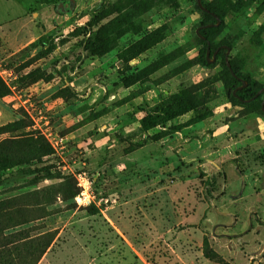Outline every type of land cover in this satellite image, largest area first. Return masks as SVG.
<instances>
[{
  "label": "rangeland",
  "instance_id": "374dc122",
  "mask_svg": "<svg viewBox=\"0 0 264 264\" xmlns=\"http://www.w3.org/2000/svg\"><path fill=\"white\" fill-rule=\"evenodd\" d=\"M110 1L0 0V79L9 90L0 127L21 115L26 124L0 135V249L45 238L37 264H264V114L229 98L220 60L200 64L197 0L154 7L117 49L88 56L84 36L68 34ZM261 2L229 11L214 44L231 47L239 72L264 85ZM162 26L163 41L126 75L162 57L171 63L123 87L117 52ZM49 44L55 50L41 56ZM182 89L212 117L164 134L191 111L143 131L141 118ZM235 166L245 175L237 201L229 198L241 186Z\"/></svg>",
  "mask_w": 264,
  "mask_h": 264
},
{
  "label": "trees",
  "instance_id": "16d2710c",
  "mask_svg": "<svg viewBox=\"0 0 264 264\" xmlns=\"http://www.w3.org/2000/svg\"><path fill=\"white\" fill-rule=\"evenodd\" d=\"M63 1V0H58ZM257 0H211L203 1L202 6L206 11L199 8L203 20L200 22L197 28H200L199 35L196 34L198 40L199 49V60L200 64L204 66H210L207 63L206 51L210 48V56L217 50L219 46H215L214 40L218 37L222 30L224 19L229 11L239 12L248 5L255 3ZM178 0H114L100 4L96 9L95 13L84 26L76 27L72 32L68 34L69 37H80L84 36L82 43L83 50L88 56L102 57L113 50L118 48V41L128 32H136L137 26L134 21L141 17L143 14L153 9L156 6L167 4L177 5ZM259 13L264 11V0L260 3L257 8ZM217 16L221 23L218 27H205L208 25L216 24ZM164 26L159 27L152 32L145 34L137 41L131 43L125 48L119 50L116 54L118 62L122 64L124 71L122 75V86L130 88L131 86L141 83L144 84L143 78L151 76L157 72L160 68L171 63L172 59L169 57H162L155 61L153 64L145 67L143 70L126 75L130 70V62L136 59L140 54L152 49L154 46L159 44L164 39ZM199 36L203 37L201 39ZM42 45L45 46L44 37L41 39ZM227 46V45H225ZM229 47V46H228ZM54 44H49L48 47L42 49L40 52L41 56H47L55 50ZM231 48V47H230ZM225 49H220L216 54V60H220L223 66L225 84L229 98L234 102H243L245 105L252 107L253 109L264 114L262 111V100L264 98L259 95L250 102L246 100L252 99L258 91L264 88V85L254 82L249 76L239 72L237 65L229 59L231 69L236 77H233L226 67L225 63ZM191 67L190 61H187L182 65L181 70H187ZM246 81V87L238 90L239 87L243 86V82ZM236 90L234 94L233 91ZM9 94L8 88L5 86L3 81L0 79V99L4 98ZM264 95V93H263ZM131 96L125 98L130 100ZM191 111H194L195 116L189 121L178 125L169 127L164 134L170 132H177L182 129L188 128L191 125L201 123L210 117L213 112L208 109L205 105L197 102L188 89H182L178 92H174L171 95L165 96L164 104L159 108L158 111L153 113L145 114L140 120V126L143 131H149L156 127H163L168 123H171L176 118L183 116ZM105 114V111L98 113V116ZM26 128L25 116L21 115L20 118L4 124L0 127V135L4 133H17ZM155 139H160L157 135ZM37 147L42 148V143L38 140L35 141ZM210 189H207L209 191ZM98 211L94 210L92 214H97ZM50 241H46L45 238L38 240H31L23 244L21 249L16 252V247H10L8 245H2L0 249V264H37L49 247Z\"/></svg>",
  "mask_w": 264,
  "mask_h": 264
},
{
  "label": "water",
  "instance_id": "95a60500",
  "mask_svg": "<svg viewBox=\"0 0 264 264\" xmlns=\"http://www.w3.org/2000/svg\"><path fill=\"white\" fill-rule=\"evenodd\" d=\"M197 5L199 6V8L203 11H206L205 8L202 6V0H197ZM215 19H216V24L214 25H208V26H205V27H211V26H214V27H218L221 23L220 19L217 17V16H214ZM199 30L200 28H197L196 29V34L199 35ZM201 39H204L203 37L199 36ZM220 49H225L226 52H225V63H226V67L229 69L231 75L233 77H236L235 74L233 73L232 69H231V65H230V62H229V54L231 52V48L228 47V46H221L219 47L217 50H215V52L212 54V58L210 59L209 56H210V48H209V44H208V48H207V51H206V59H207V63L208 64H212L215 62L216 60V54L217 52L220 50ZM243 82V86L239 87L238 90H241L243 87H246L247 83L246 81H242ZM233 93L235 94L236 93V90L233 91ZM264 93V88H262L260 91H258V93L250 100H246L245 102H250L252 100H254L256 97H258L259 95L263 94ZM261 106H262V111L264 112V98L262 100V103H261ZM236 171L237 173L239 174L240 176V181H241V186H240V191L238 193L237 196H235L234 198L236 199H239L244 191V188H245V176L243 175V173L238 169L236 168ZM226 216H231L229 214H226Z\"/></svg>",
  "mask_w": 264,
  "mask_h": 264
},
{
  "label": "flooded vegetation",
  "instance_id": "af4514ba",
  "mask_svg": "<svg viewBox=\"0 0 264 264\" xmlns=\"http://www.w3.org/2000/svg\"><path fill=\"white\" fill-rule=\"evenodd\" d=\"M236 168H238L237 166H235L234 167V169H235V171H236ZM239 169V168H238ZM240 170V169H239ZM241 171V170H240ZM237 172V171H236ZM242 172V171H241ZM243 173V172H242ZM238 174V173H237ZM239 175V174H238ZM244 175V174H243ZM245 176V175H244ZM239 178H240V176H239ZM239 191H240V189H239ZM239 191H238V193H239ZM244 192V191H243ZM238 193L236 194V195H229V198L230 199H232L233 201H237V200H239L241 197H242V195H243V193H242V195H241V197L239 198V199H236V198H234L235 196H237L238 195ZM228 218H232L233 220H235V218H234V216L233 215H231V216H227ZM250 218H251V216H250Z\"/></svg>",
  "mask_w": 264,
  "mask_h": 264
},
{
  "label": "crops",
  "instance_id": "0c3cea01",
  "mask_svg": "<svg viewBox=\"0 0 264 264\" xmlns=\"http://www.w3.org/2000/svg\"><path fill=\"white\" fill-rule=\"evenodd\" d=\"M16 6H19V5H16Z\"/></svg>",
  "mask_w": 264,
  "mask_h": 264
}]
</instances>
